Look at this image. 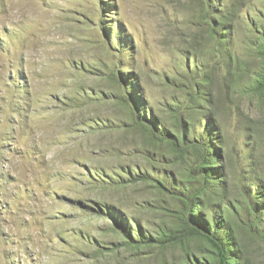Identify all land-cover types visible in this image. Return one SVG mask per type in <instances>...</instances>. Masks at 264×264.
<instances>
[{"label": "rangeland", "instance_id": "rangeland-1", "mask_svg": "<svg viewBox=\"0 0 264 264\" xmlns=\"http://www.w3.org/2000/svg\"><path fill=\"white\" fill-rule=\"evenodd\" d=\"M262 47L264 0H0V264H218L195 215L264 264Z\"/></svg>", "mask_w": 264, "mask_h": 264}, {"label": "trees", "instance_id": "trees-1", "mask_svg": "<svg viewBox=\"0 0 264 264\" xmlns=\"http://www.w3.org/2000/svg\"><path fill=\"white\" fill-rule=\"evenodd\" d=\"M261 52L264 54V47H262ZM259 81L264 84V73L261 74ZM213 147L210 149H214ZM204 173L206 180H209L210 170H204ZM188 222L192 223L193 226L192 228H187V231L206 238L217 251L218 264H225L227 257L231 254L229 247L230 236L225 233L221 234L220 232L222 230H220L217 226L211 230L208 224H206V222L204 223V220L199 219L197 215L189 217Z\"/></svg>", "mask_w": 264, "mask_h": 264}]
</instances>
